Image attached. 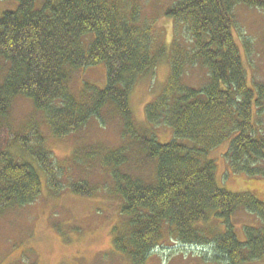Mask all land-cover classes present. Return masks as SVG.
<instances>
[{"label":"trees","instance_id":"1","mask_svg":"<svg viewBox=\"0 0 264 264\" xmlns=\"http://www.w3.org/2000/svg\"><path fill=\"white\" fill-rule=\"evenodd\" d=\"M16 1V10L0 15V216L13 206L32 203L43 186L55 194L61 189L55 155L45 148L36 125V130L29 127L28 136L25 131L11 133L2 122L16 97L31 101L55 138L78 131L111 106L124 126V143L100 161L110 168L123 220L115 225L112 249L128 256L131 264H145L168 232L173 244L212 246L229 264L263 258L264 194L230 192L218 185L212 155L228 141L223 174L264 179V134L255 115L264 102V83L249 79L233 35L234 8L264 12V0H172L166 7L162 16L174 29L181 23L190 45L185 47L175 34L165 86L144 108L149 124L172 128L178 141L165 144L140 136L132 125L129 94L140 77L155 69L161 53L151 50L153 37L138 24L136 7L129 10L114 0ZM196 62L206 71L199 89L183 79L186 67ZM101 63L105 87L99 90L82 80L75 92L69 83L72 74ZM128 133L138 140L142 157L156 161L155 183L154 170L152 183L126 170ZM75 182H69L73 193L92 195L86 182ZM238 209L257 215L263 224L246 226L243 243L232 231L231 217ZM213 218L227 225L214 235L203 227Z\"/></svg>","mask_w":264,"mask_h":264},{"label":"rangeland","instance_id":"2","mask_svg":"<svg viewBox=\"0 0 264 264\" xmlns=\"http://www.w3.org/2000/svg\"><path fill=\"white\" fill-rule=\"evenodd\" d=\"M114 1H121L119 5L129 10H133V7L139 10L138 24L147 27L153 37H150L151 50L155 47L154 52L160 50L166 56L162 57L160 53L155 69L145 77H140L129 94L128 105L133 128L140 136H154L161 144L177 140L171 127L153 126L144 116L145 105L153 101L165 86L169 47L175 34L185 47L190 45L187 36H182L181 23H176L174 29V23L162 16L172 0ZM17 7L16 0H0V15L3 11H14ZM234 10L233 35L249 79L264 83V12L240 5ZM138 27L145 32L141 26ZM205 78L206 71L198 62L189 64L184 70V83L190 87L202 88ZM82 80L96 89H103L106 83L105 65L101 63L74 72L69 83L75 92L81 89ZM117 114L114 107L106 106L100 117L89 119L83 129L63 138H55L46 120L40 112L34 110L29 99L18 96L13 100L3 124L11 133L23 134L25 131L28 136L32 133L28 131L29 127L36 130L32 124L36 125L37 131L43 136V143L46 141L45 148H50L52 156L55 155L58 163L56 174L61 189L55 194L43 186L41 194L32 203L13 206L0 216V264H131L128 256L112 249L115 225L121 226L123 220L119 217V198L113 195L115 185L111 180L110 168L101 163L108 153L124 143L121 141L124 126ZM255 115L258 127L264 134V102L260 109L255 108ZM127 136L125 143L130 150V159L126 170L131 176L147 183H152L154 170L155 183L156 161H152L153 165L145 156L142 157L143 149L138 146L139 151L136 147L138 140L131 133ZM179 142L189 143L183 139ZM228 144V141L224 142L212 155L217 159L215 178L218 185L230 192L242 194L253 191L264 194V179L223 174L227 166L224 153ZM34 145L35 140L30 138L29 146L33 148ZM40 173L41 178L47 180L46 174ZM77 180L86 182L93 189L92 195L73 193L69 182ZM205 224L203 227L213 235L227 227L224 223L219 224L215 218ZM231 224L233 233L242 243L246 239V226H263H260L261 220L257 215L242 209L232 215ZM174 239L168 232H164L161 245L148 255L145 264H229L223 254L215 255L212 246L210 255L202 253L201 247L199 252L195 251L203 254L201 256L181 246L172 247ZM204 249H209V246L204 245ZM244 251L247 253L246 248ZM245 264H264V257Z\"/></svg>","mask_w":264,"mask_h":264}]
</instances>
